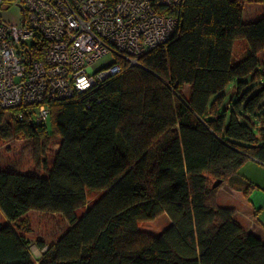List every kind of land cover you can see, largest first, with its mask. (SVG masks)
Here are the masks:
<instances>
[{"label":"trees","instance_id":"trees-1","mask_svg":"<svg viewBox=\"0 0 264 264\" xmlns=\"http://www.w3.org/2000/svg\"><path fill=\"white\" fill-rule=\"evenodd\" d=\"M253 2L264 4L183 0L175 32L137 65L117 57L118 73L50 101V126L0 108V145L32 140L41 172L0 168V264H264V240L217 196L227 185L247 198L256 186L240 168L264 166V12L243 19ZM33 210L67 223L35 259ZM163 214L160 232L140 228Z\"/></svg>","mask_w":264,"mask_h":264},{"label":"built area","instance_id":"built-area-1","mask_svg":"<svg viewBox=\"0 0 264 264\" xmlns=\"http://www.w3.org/2000/svg\"><path fill=\"white\" fill-rule=\"evenodd\" d=\"M183 0H0V108L48 121L49 102L71 98L131 66L176 30ZM21 9L20 24L2 12ZM110 65L94 68L105 55ZM24 112L18 119H24Z\"/></svg>","mask_w":264,"mask_h":264},{"label":"rangeland","instance_id":"rangeland-1","mask_svg":"<svg viewBox=\"0 0 264 264\" xmlns=\"http://www.w3.org/2000/svg\"><path fill=\"white\" fill-rule=\"evenodd\" d=\"M264 12V4L259 3H245L244 4V15L243 19L245 22L252 21L258 18ZM22 12L20 8L11 7L10 9L2 12V20L11 22L12 24H20ZM236 52L240 51L239 42H237V47L235 48ZM115 56L108 54L100 58L94 65V68H100L110 64L114 60ZM260 58L264 59V50L260 53ZM259 84V83H257ZM232 86H229L225 93L229 95L230 89ZM261 86L257 85V89ZM188 93V89L184 90ZM232 93V90H231ZM230 97V95H229ZM47 125L50 126V121L48 118ZM59 139L57 137H51L49 143L50 156L49 161L52 163V156L54 152L58 149ZM35 158V149L34 143L32 140H11L4 142L0 145V168H9L21 172H32V173H41L39 170L40 164L36 162ZM35 164V165H34ZM239 174L244 178L250 181L253 185L264 186V166L248 161L246 162L239 170ZM259 181V182H255ZM226 185H222V189ZM228 187V186H227ZM219 189V190H220ZM102 192H88V203H92L96 198L101 195ZM259 196L262 199V204H259L257 201V209L261 208L264 205V189H254L249 194V197ZM85 210V207L78 209L77 215L80 217ZM264 225V207L259 211ZM26 218L29 222L30 231L25 233L29 241L31 242V251L35 253L38 252L36 248V243L39 241H45L51 243L55 241L58 236L66 229V222L59 213H47L41 211H30L26 215ZM6 222L4 214L0 210V223ZM168 218L163 214L157 217L156 219L148 222H143L140 224V228L148 231L150 233H158L168 224Z\"/></svg>","mask_w":264,"mask_h":264},{"label":"crops","instance_id":"crops-1","mask_svg":"<svg viewBox=\"0 0 264 264\" xmlns=\"http://www.w3.org/2000/svg\"><path fill=\"white\" fill-rule=\"evenodd\" d=\"M255 182H259V181H255ZM253 186H256L254 189L256 188L264 189V186H259V185H253ZM217 196H218V203L220 206L233 209L235 211V218L239 221V223H241L247 231H252L256 233L264 240V225L262 221L258 219V217L261 218V214L259 213V211L261 210V208L264 207V205H262V207L259 209H257L256 207V204H257L256 200H259L260 202L259 204H262L261 203L262 199L259 196L257 195L254 197L248 196L246 198L243 192L235 191L231 189L230 187H227V185L219 190ZM60 216L62 217V215ZM62 219L64 218L62 217ZM62 233L58 236V238L62 235ZM55 241H52V242H55ZM31 252H32L34 259L38 258L42 253L39 250L37 253H35L34 251H31Z\"/></svg>","mask_w":264,"mask_h":264},{"label":"water","instance_id":"water-1","mask_svg":"<svg viewBox=\"0 0 264 264\" xmlns=\"http://www.w3.org/2000/svg\"><path fill=\"white\" fill-rule=\"evenodd\" d=\"M218 184H219L218 182H215V183L213 184V187H216Z\"/></svg>","mask_w":264,"mask_h":264}]
</instances>
